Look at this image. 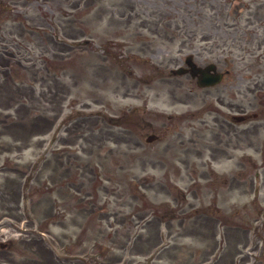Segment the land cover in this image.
Listing matches in <instances>:
<instances>
[{"label":"rangeland","instance_id":"obj_1","mask_svg":"<svg viewBox=\"0 0 264 264\" xmlns=\"http://www.w3.org/2000/svg\"><path fill=\"white\" fill-rule=\"evenodd\" d=\"M197 1L0 5V264H264V130L224 152L165 80L223 70L227 10Z\"/></svg>","mask_w":264,"mask_h":264},{"label":"flooded vegetation","instance_id":"obj_2","mask_svg":"<svg viewBox=\"0 0 264 264\" xmlns=\"http://www.w3.org/2000/svg\"><path fill=\"white\" fill-rule=\"evenodd\" d=\"M27 1L0 0V5L21 3L25 6ZM182 1L186 5L185 0ZM203 2L197 1L199 5ZM216 3L217 7L222 5L227 10L226 54L220 83L223 84V89H216L219 84L199 90L204 91L207 98L212 99L209 114L212 118V132L217 137L223 136L224 152L231 148L242 150L246 148L245 138L249 132L257 133L260 129L264 130V18L250 9L247 11L248 15L243 17L242 10L252 5L262 8L264 1L222 0V4H219L221 1L217 0ZM198 54V52L192 54L195 61ZM197 62L199 67L208 64L204 61ZM190 79L196 82L191 76ZM216 105L222 107L224 113H216ZM250 118L256 120V123L248 125Z\"/></svg>","mask_w":264,"mask_h":264},{"label":"water","instance_id":"obj_3","mask_svg":"<svg viewBox=\"0 0 264 264\" xmlns=\"http://www.w3.org/2000/svg\"><path fill=\"white\" fill-rule=\"evenodd\" d=\"M191 67L193 68V66L191 65ZM209 70H214V66H209L204 70H199V69H195L193 71H200L201 75L199 77L198 80V85L199 86H209V85H213L217 82H219L220 80V75H210L208 72ZM177 73H180V70L177 71ZM149 140H151V138H149Z\"/></svg>","mask_w":264,"mask_h":264}]
</instances>
